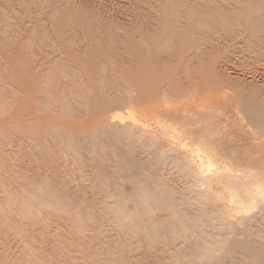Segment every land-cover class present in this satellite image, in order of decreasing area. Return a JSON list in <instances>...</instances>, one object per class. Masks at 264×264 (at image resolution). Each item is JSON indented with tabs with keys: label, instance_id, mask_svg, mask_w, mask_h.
Returning <instances> with one entry per match:
<instances>
[{
	"label": "rangeland",
	"instance_id": "rangeland-1",
	"mask_svg": "<svg viewBox=\"0 0 264 264\" xmlns=\"http://www.w3.org/2000/svg\"><path fill=\"white\" fill-rule=\"evenodd\" d=\"M261 89L264 0H0V264H191L186 158Z\"/></svg>",
	"mask_w": 264,
	"mask_h": 264
},
{
	"label": "bare ground",
	"instance_id": "bare-ground-1",
	"mask_svg": "<svg viewBox=\"0 0 264 264\" xmlns=\"http://www.w3.org/2000/svg\"><path fill=\"white\" fill-rule=\"evenodd\" d=\"M221 97L222 96L219 94L218 98L220 99ZM227 97L228 96H226V98ZM195 109L196 108H194V110ZM191 110L193 111V109ZM196 110L195 112H198V110ZM157 115H159V113ZM197 115H200L201 117L203 116L202 112L198 113ZM116 116L117 115H114L113 118H116ZM160 117H162V114ZM185 118L186 117H183V120ZM231 118L232 120L229 131L222 133H219L218 131L216 135L214 134L216 137L213 135L215 139L212 137V135H210L212 141L204 140L202 146H199L198 144L196 145L197 148L195 147V149H193V155L196 154L197 159H195L196 157L186 158L185 156L192 172H194L195 169L198 170L196 173L197 179L193 181L194 184L189 182L190 187H188V191H191V194H193L192 191L194 189L196 190L198 187V190L195 191L196 193L198 192L197 196L194 195L196 193L193 194L196 198L191 196L192 200L190 199L193 201L194 199L196 200L198 198L196 201L197 203H195V201H193L194 203L192 202L193 204L189 203L191 202L189 198L187 203L188 205L192 204V209L190 210L188 208L190 212L197 211L196 214L198 213V225L196 224L198 226V235H196V233L193 234V232H195L193 230L195 229L193 227L194 224L192 226L193 229L191 228L190 224V227L185 229V227H187L185 226L188 223L187 221V223L184 225V229H182V224L179 225L177 223L179 226L176 224L175 225L176 228L177 226L178 228L182 226L181 229L184 230L182 234L184 233L183 235H185L186 233L184 236L185 238L190 237L189 235L193 234L191 235L192 238L190 237V240L193 239V244L191 243L192 256H190L192 257V261L189 262L191 264H264V89L254 91L248 97V101L245 105L241 106L238 104L237 109L234 111V113H232ZM186 129L189 134L186 132H184V134H187L189 137L199 131V129L197 130L195 127L194 130H196L193 131L192 128L191 132L189 130L191 127ZM187 146L189 147L188 144ZM191 149L192 148L189 150L191 151ZM184 152H182V154ZM185 154L186 153H184V155ZM186 189L187 186L185 190ZM140 195H142V193H140ZM143 195L146 196V192L144 193L143 191ZM149 195L151 194L149 193ZM143 198L145 199L146 197ZM149 199L150 198H148V200ZM151 199H153V197H151ZM184 199L186 200V198ZM176 201L175 204H179L176 203ZM183 202L185 201L183 200ZM116 204H119V202ZM165 205L166 204L163 205L164 208ZM112 207H115V205ZM164 208L162 209L164 210ZM171 210L172 209H170V211ZM118 211L119 208L117 209V213ZM165 211L166 210L163 212ZM159 212L161 211L159 210L158 213ZM181 215L183 216V214ZM185 215H187V213ZM174 216H167V218H172ZM187 216L185 217L188 218ZM157 219L154 220L157 222ZM160 219H158L160 224L164 222L165 225L169 227L170 224L171 227V222L169 224L166 223L168 219L166 221H164V219ZM154 220L152 219L153 223H155ZM194 220L196 221V218ZM170 221H172V219ZM176 221H178V219ZM178 222H180V220ZM162 224L161 226H163ZM165 225L164 227L168 228ZM174 227L172 225V230L176 229ZM186 230H193V232L189 231L188 233L190 234L188 235L187 232H185ZM177 231H179V229ZM194 236H198V239L195 238L196 241L193 238ZM184 241L188 242L189 240L184 239ZM164 253L165 254H162L165 256L164 258H166L168 254L166 256V252ZM181 258L179 260H181ZM166 260L164 261L166 262ZM189 260L186 261L188 262ZM167 261L169 262L170 259ZM170 262L173 264V260ZM174 262L181 264L176 260ZM182 264H184V262H182ZM185 264L187 263L185 262Z\"/></svg>",
	"mask_w": 264,
	"mask_h": 264
}]
</instances>
